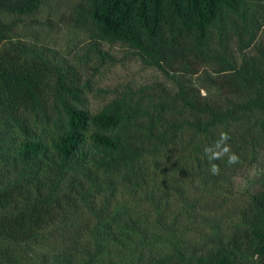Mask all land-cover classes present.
I'll return each instance as SVG.
<instances>
[{"label": "trees", "instance_id": "16d2710c", "mask_svg": "<svg viewBox=\"0 0 264 264\" xmlns=\"http://www.w3.org/2000/svg\"><path fill=\"white\" fill-rule=\"evenodd\" d=\"M45 1L0 0V264L263 262L264 173L239 222L222 227L216 219L202 243L187 245L167 222L173 194L210 174L204 148L221 132L235 153L264 152V0H80L75 20L95 45L126 47L127 59L164 76L116 87L96 110L80 78L37 43L15 40V22L4 18ZM100 52L101 64L117 62ZM49 124L44 136L38 127ZM177 170L185 173L178 181ZM125 185L147 189L155 222L170 229L169 247L116 206Z\"/></svg>", "mask_w": 264, "mask_h": 264}, {"label": "rangeland", "instance_id": "374dc122", "mask_svg": "<svg viewBox=\"0 0 264 264\" xmlns=\"http://www.w3.org/2000/svg\"><path fill=\"white\" fill-rule=\"evenodd\" d=\"M79 1L46 0L37 12L24 16L4 15V18L9 22H15L12 32L15 40L37 43L38 50L48 59L61 66L64 72L75 73L80 78L89 91L87 96L89 105L95 110L115 94L116 87L122 88L130 83V80L135 85L146 80L153 83L160 79L164 80L159 70L144 65L132 54L128 55L127 59L126 47L109 46L106 43L95 45V39L91 38L88 29L75 20L73 6ZM101 48L113 52L118 59L114 65L108 59L106 65L101 64ZM122 55L125 58H122ZM38 129L46 136L54 130V127L49 124L45 131L40 127ZM231 148L235 152L232 146ZM236 153L239 156L238 164L229 166L226 158L218 163L221 167L230 170L222 173L223 176L211 173L206 178L193 176L184 182L185 192L180 194L173 192L167 223L174 225L175 230L183 233L181 237L188 241L187 245L200 244L209 239L215 231L211 230L209 225L216 219L221 222L222 227L235 226L239 222L241 210L249 201L253 180L264 173V152L242 150ZM147 159L149 157L145 158ZM134 167L123 171L128 174L139 169L137 165ZM182 169L187 172L186 169ZM183 170L175 171L176 181L185 174ZM3 173L4 169L0 161V176L4 175ZM159 182L156 191L163 189V182ZM113 199H117V207L128 208L129 214L144 222L150 235L158 241V247L170 246L166 235L170 229H164L163 224L155 222L157 207L147 197V189L134 191L125 185L124 192L121 188L117 198ZM54 241L61 242V238L56 235ZM37 255L38 253L34 252L32 257ZM259 263L264 264V261L256 264Z\"/></svg>", "mask_w": 264, "mask_h": 264}, {"label": "clouds", "instance_id": "9594fccd", "mask_svg": "<svg viewBox=\"0 0 264 264\" xmlns=\"http://www.w3.org/2000/svg\"><path fill=\"white\" fill-rule=\"evenodd\" d=\"M229 140L230 136L226 132H221L219 138L212 145L204 148L212 175L218 176L221 173V167L215 161H224L226 158V163L229 166L239 163V156L232 151L231 145L228 143Z\"/></svg>", "mask_w": 264, "mask_h": 264}]
</instances>
